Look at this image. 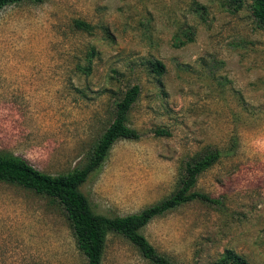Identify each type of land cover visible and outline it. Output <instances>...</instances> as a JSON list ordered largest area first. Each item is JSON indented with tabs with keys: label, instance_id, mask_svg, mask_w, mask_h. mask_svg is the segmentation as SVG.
Returning <instances> with one entry per match:
<instances>
[{
	"label": "rangeland",
	"instance_id": "obj_1",
	"mask_svg": "<svg viewBox=\"0 0 264 264\" xmlns=\"http://www.w3.org/2000/svg\"><path fill=\"white\" fill-rule=\"evenodd\" d=\"M43 0L0 9V150L49 174L81 162L131 85L136 139L113 143L77 189L125 215L173 191L185 162L217 150L193 200L141 229L177 264L224 249L264 264V22L241 0ZM163 65L161 75L147 62ZM158 130L164 131L159 133ZM0 264H85L64 210L0 181ZM100 264H150L106 231Z\"/></svg>",
	"mask_w": 264,
	"mask_h": 264
},
{
	"label": "trees",
	"instance_id": "obj_2",
	"mask_svg": "<svg viewBox=\"0 0 264 264\" xmlns=\"http://www.w3.org/2000/svg\"><path fill=\"white\" fill-rule=\"evenodd\" d=\"M23 1L39 3L43 0H0V9ZM229 12L237 11L241 0H226ZM251 15L264 22V0H252ZM150 72L161 75L163 65L157 60L147 62ZM139 93L137 85H131L114 103L111 121L73 168L66 172L49 174L42 172L25 159L0 150V181L17 184L35 193L42 194L57 203L65 212L75 246L85 259V264H100L103 239L106 231H112L128 240L150 264H177L160 254L141 233L142 227L156 216L193 200L216 203L217 200L195 189L198 175L213 165L220 157L217 150L185 162L182 173L171 193L159 201L125 215L106 216L94 213L77 187L106 158L114 142L120 139H136L138 132L127 123L128 111ZM159 133H164L158 130ZM214 264H248L231 249H224Z\"/></svg>",
	"mask_w": 264,
	"mask_h": 264
}]
</instances>
